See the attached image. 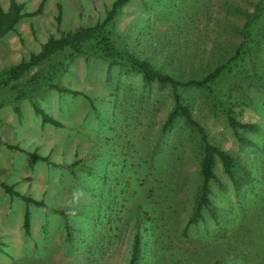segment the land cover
I'll return each mask as SVG.
<instances>
[{
  "label": "rangeland",
  "instance_id": "374dc122",
  "mask_svg": "<svg viewBox=\"0 0 264 264\" xmlns=\"http://www.w3.org/2000/svg\"><path fill=\"white\" fill-rule=\"evenodd\" d=\"M17 1L29 12L41 0ZM112 2L43 0L0 38V71L50 36L101 22ZM256 2L127 0L105 33L176 79L203 77L235 52ZM263 34L264 14L252 27L258 46L210 87L146 80L91 48L100 37L0 87V183L18 192L0 185V264H130L135 244L132 264H264ZM173 92L236 162L232 179L215 159L211 204L192 222L202 142L172 111ZM34 104L61 125L43 122ZM225 105L255 127L234 131Z\"/></svg>",
  "mask_w": 264,
  "mask_h": 264
},
{
  "label": "trees",
  "instance_id": "16d2710c",
  "mask_svg": "<svg viewBox=\"0 0 264 264\" xmlns=\"http://www.w3.org/2000/svg\"><path fill=\"white\" fill-rule=\"evenodd\" d=\"M126 1L127 0H113L110 8L108 9L104 19L101 22H97L91 26H79L73 30L61 31L57 37L50 36L44 43H42L40 50L38 52H32L29 55L28 59L21 60L14 65L3 68L0 71V87L9 85L12 80L19 78L24 73L33 69L42 61L47 60L58 51L69 50L74 53L86 51V45L93 37H100V42L98 46H91V48L94 47L95 49H98L100 54L111 62L122 60L129 67L140 71L144 79L146 80H155L159 82L169 83L172 87H175L176 85H195L201 87H210L211 83H213L225 71L230 70L238 62L236 60L243 59L245 54L251 49L256 48L259 43L257 41L255 44H253L255 40L252 35V27L253 24L256 23L257 20L264 14V0H257L253 12L247 16L241 31L242 39L230 58L217 65L203 77L179 80L174 78L169 73H165L151 67L148 61L133 56L131 53L115 47L114 44L110 42L108 36L105 33V25L115 17L120 6ZM42 4L43 0L39 2V5L36 9L29 12H23V3L18 2L17 0H10L9 5L6 9L3 8L0 4V38L3 37L7 32L13 30L17 22L22 17L38 14L41 11ZM60 16L61 9L58 5V12L56 15L57 21L60 20ZM258 75L262 76L264 79V71L258 72ZM53 87L57 88L58 90L74 91L58 86L57 84L53 85ZM173 101L174 105L172 111H177L186 120V122H188L193 127V129L198 133L199 138L202 142V158L200 160L201 183L196 199L195 211L188 220V222H192L196 218L202 216V208L209 207V205L211 204L210 182L214 178H216L214 172L215 159H219L225 173H227L232 179H235L236 162L234 160V157L230 155L226 150L219 147L218 145H215L207 139V135L203 126L192 116L188 107L181 102L179 95L175 92H173ZM33 106L34 110L40 114L41 120L43 122H48L54 125H61L60 121L47 114L37 104H34ZM222 108L224 110L228 124L234 131H236L238 127H255V124L253 123L238 121L234 117L230 106L225 105ZM171 115L172 114L170 113V116ZM31 156L33 158L38 157L35 153H31ZM0 185L5 192L11 195L18 194V192H16L11 185H8L4 182H1ZM21 198L26 202H31L36 205H43V202L41 200L34 199L27 195H22ZM23 227L25 232H28L29 220L27 213L24 214ZM137 251V244H135L132 251L130 264L134 263V261L136 260Z\"/></svg>",
  "mask_w": 264,
  "mask_h": 264
}]
</instances>
